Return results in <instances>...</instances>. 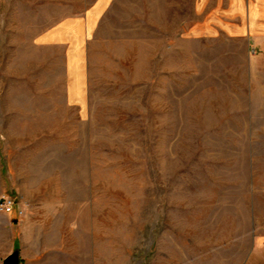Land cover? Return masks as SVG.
I'll use <instances>...</instances> for the list:
<instances>
[{
	"label": "rangeland",
	"instance_id": "obj_1",
	"mask_svg": "<svg viewBox=\"0 0 264 264\" xmlns=\"http://www.w3.org/2000/svg\"><path fill=\"white\" fill-rule=\"evenodd\" d=\"M93 1L0 0L8 193L75 264H254L264 0H116L81 49L82 110L37 40Z\"/></svg>",
	"mask_w": 264,
	"mask_h": 264
},
{
	"label": "crops",
	"instance_id": "obj_2",
	"mask_svg": "<svg viewBox=\"0 0 264 264\" xmlns=\"http://www.w3.org/2000/svg\"><path fill=\"white\" fill-rule=\"evenodd\" d=\"M114 2L116 0H94L80 16L66 19L53 28L49 34L41 35L40 40H37L40 45L57 46L65 50L71 78L67 93L70 94V103L82 110L85 109L88 98L86 75L80 57L83 55L81 49L86 40L98 31ZM229 2L230 0L228 4ZM7 134L9 131L0 128V135ZM8 192H10V187L4 182L3 165L0 161V198L3 195H12ZM18 204L19 209L24 212V215L19 217L20 220H16L13 215L0 213V247L5 249L2 258L4 260L0 264H3L5 259L16 251L19 252L20 264H75L74 253L60 252L59 241L50 239V233L40 226L41 222L27 214L28 205L20 202ZM68 244H66L67 247H69ZM263 245L262 242L259 243L254 264H264Z\"/></svg>",
	"mask_w": 264,
	"mask_h": 264
},
{
	"label": "built area",
	"instance_id": "obj_3",
	"mask_svg": "<svg viewBox=\"0 0 264 264\" xmlns=\"http://www.w3.org/2000/svg\"><path fill=\"white\" fill-rule=\"evenodd\" d=\"M0 213L6 215H14L22 217L24 212L19 209L18 201L12 195H3L0 198Z\"/></svg>",
	"mask_w": 264,
	"mask_h": 264
},
{
	"label": "water",
	"instance_id": "obj_4",
	"mask_svg": "<svg viewBox=\"0 0 264 264\" xmlns=\"http://www.w3.org/2000/svg\"><path fill=\"white\" fill-rule=\"evenodd\" d=\"M3 264H20L19 252L16 251L13 253L11 256L5 259Z\"/></svg>",
	"mask_w": 264,
	"mask_h": 264
}]
</instances>
